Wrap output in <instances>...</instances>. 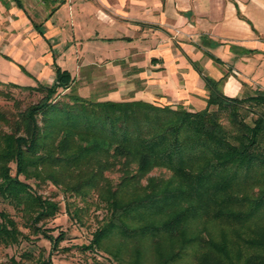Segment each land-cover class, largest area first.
<instances>
[{
  "label": "trees",
  "instance_id": "trees-1",
  "mask_svg": "<svg viewBox=\"0 0 264 264\" xmlns=\"http://www.w3.org/2000/svg\"><path fill=\"white\" fill-rule=\"evenodd\" d=\"M54 69V83L38 86L45 97L18 114L14 134L0 137V160H13L16 174L29 178L27 171L35 168L37 180H53L54 167L96 163L94 175H102L108 159L133 163L129 175L164 169L175 185L149 180L144 194L130 201L131 210L149 214L146 222L110 230L152 241L155 264H264V90L227 97L220 80L205 76V106L199 111L138 99L64 100L57 91L73 79L67 70ZM0 179L3 197L38 208V218L50 214L51 205L28 183L7 173ZM4 217L0 212V243L17 244L18 234Z\"/></svg>",
  "mask_w": 264,
  "mask_h": 264
},
{
  "label": "rangeland",
  "instance_id": "rangeland-1",
  "mask_svg": "<svg viewBox=\"0 0 264 264\" xmlns=\"http://www.w3.org/2000/svg\"><path fill=\"white\" fill-rule=\"evenodd\" d=\"M20 1L30 20L37 24L50 25V31L44 34L46 39L49 38V43H44L24 18L18 19L8 11H0V50L10 57L13 64H23L26 70L35 73L40 81L47 83L51 82L48 75L45 72L38 75L36 72L45 61L43 57H48L45 64L51 66L52 52L56 64L67 69L74 79L68 89H58L59 98L65 100L66 96H81L92 101H103L107 97L114 101L129 100L136 95L142 98L146 91L156 93L163 81L167 83L171 80L167 77L170 73L163 71L164 67L151 68L148 60H144L143 53L137 48L131 49L122 43L119 47L111 43L102 45L96 42L97 35L91 33L90 38L84 35L86 21L81 23L71 19L73 9L80 10L85 7L81 0H68L67 5L56 16L53 15L52 22L47 18L59 6L60 0ZM88 7L95 10V5L89 4ZM192 37V33L169 27L167 38L160 40L157 37L153 39V43L176 48L181 41L193 44ZM0 71L2 72L1 69ZM1 72L0 137L14 134L16 131L13 125L18 122V114L29 106L37 105L46 95V91L38 89L39 83L31 86L34 90L15 87L14 85L25 84H18L10 78V67L7 74ZM149 80L154 86L146 83ZM169 86L172 85L167 83V87ZM167 93L171 94L172 90L168 88ZM244 94H248L246 90L241 96ZM158 102L172 107L180 104H167L166 99ZM3 145L0 139V150ZM108 160L111 163L108 162V168L102 175H94L97 163L90 167L82 165L72 169L54 167L49 170L54 174L53 180L34 179L35 168L27 169L30 178L24 174H16L13 160H0V175L7 173L20 182L28 183L33 192L52 207L48 216L38 218V208L30 204L17 205L14 199L3 197L0 193V212L5 216L2 220L9 221L18 234L17 244L6 246L0 243V262L155 264L152 241L148 238L129 239L128 236L121 235L118 229L109 228L122 224L130 229L144 224L149 214L131 210L130 201L144 194L149 180H169V184L174 182L172 185H175L173 176L169 171L155 167L145 175H129L135 170L133 163L121 159ZM122 170H126V174ZM2 182L0 179L1 184ZM121 210L125 212H120ZM6 228L10 229L9 226ZM176 264H191V261L185 260Z\"/></svg>",
  "mask_w": 264,
  "mask_h": 264
},
{
  "label": "crops",
  "instance_id": "crops-1",
  "mask_svg": "<svg viewBox=\"0 0 264 264\" xmlns=\"http://www.w3.org/2000/svg\"><path fill=\"white\" fill-rule=\"evenodd\" d=\"M67 3L68 0H60L47 20L52 22ZM81 4L85 7L73 9L71 19L86 21L84 35L88 38L91 33L97 35L96 42L102 45L111 43L119 47L122 43L137 48L151 68L164 67L163 71L170 73L167 77L171 80L167 83L172 86L167 87L163 81L158 92L149 90L142 98L136 95L124 101L138 99L161 105L158 101L166 99L167 104L180 103L189 111H199L205 106L202 81L205 76L220 80V90L227 97H239L244 90L247 93L264 90V0H81ZM89 4L95 5L94 11ZM0 11L24 18L33 32L49 43L44 34L50 31V25L30 20L24 8L13 0H0ZM169 27L192 33L193 44L181 41L176 48L172 45L167 48L165 44L153 43L157 37L166 39ZM51 55V66H46L48 57H43L45 61L36 72L38 75L45 72L50 83L40 81L23 64H13L1 50L0 72L7 74L10 67V78L18 84L50 85L55 81L54 65L60 67L52 52ZM146 83L154 86L151 80ZM168 88L171 94L167 93Z\"/></svg>",
  "mask_w": 264,
  "mask_h": 264
}]
</instances>
